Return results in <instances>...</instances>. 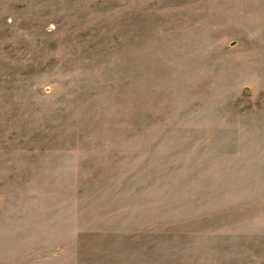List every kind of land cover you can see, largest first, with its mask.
Listing matches in <instances>:
<instances>
[{
    "label": "rangeland",
    "instance_id": "374dc122",
    "mask_svg": "<svg viewBox=\"0 0 264 264\" xmlns=\"http://www.w3.org/2000/svg\"><path fill=\"white\" fill-rule=\"evenodd\" d=\"M0 264H264V0H0Z\"/></svg>",
    "mask_w": 264,
    "mask_h": 264
}]
</instances>
